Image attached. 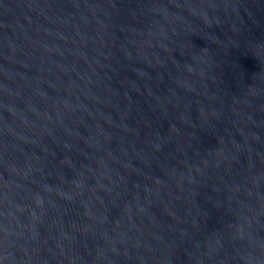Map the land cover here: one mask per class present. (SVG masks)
<instances>
[{"label": "water", "instance_id": "water-1", "mask_svg": "<svg viewBox=\"0 0 264 264\" xmlns=\"http://www.w3.org/2000/svg\"><path fill=\"white\" fill-rule=\"evenodd\" d=\"M0 264H264V0H0Z\"/></svg>", "mask_w": 264, "mask_h": 264}]
</instances>
